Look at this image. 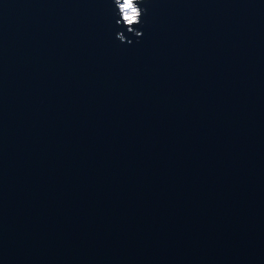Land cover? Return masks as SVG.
I'll return each instance as SVG.
<instances>
[{
	"label": "water",
	"instance_id": "obj_1",
	"mask_svg": "<svg viewBox=\"0 0 264 264\" xmlns=\"http://www.w3.org/2000/svg\"><path fill=\"white\" fill-rule=\"evenodd\" d=\"M140 6L0 0V264H264V0Z\"/></svg>",
	"mask_w": 264,
	"mask_h": 264
},
{
	"label": "clouds",
	"instance_id": "obj_2",
	"mask_svg": "<svg viewBox=\"0 0 264 264\" xmlns=\"http://www.w3.org/2000/svg\"><path fill=\"white\" fill-rule=\"evenodd\" d=\"M145 0H114V5L118 9V13L121 17L119 24L127 28L129 34L134 35L136 38L142 37V32L137 30L143 24V17L146 8H142L140 5L144 4ZM118 39L123 42L125 37L123 34L118 36ZM131 43V41H129Z\"/></svg>",
	"mask_w": 264,
	"mask_h": 264
}]
</instances>
